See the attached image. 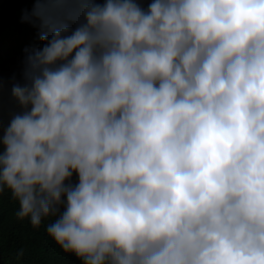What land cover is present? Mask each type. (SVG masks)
Listing matches in <instances>:
<instances>
[{"label": "clouds", "instance_id": "clouds-1", "mask_svg": "<svg viewBox=\"0 0 264 264\" xmlns=\"http://www.w3.org/2000/svg\"><path fill=\"white\" fill-rule=\"evenodd\" d=\"M43 3L0 121L17 219L81 264H264V0Z\"/></svg>", "mask_w": 264, "mask_h": 264}, {"label": "trees", "instance_id": "trees-1", "mask_svg": "<svg viewBox=\"0 0 264 264\" xmlns=\"http://www.w3.org/2000/svg\"><path fill=\"white\" fill-rule=\"evenodd\" d=\"M138 2L147 9L151 0ZM40 6L47 5L43 0H0V121L4 127L20 111L11 89L16 83H25L26 58L46 43L40 37L47 29L34 15ZM76 181L74 174L72 182ZM18 208L8 190L0 194V264H81L75 254L65 253L48 235L46 226L54 218L33 228L27 219H17ZM5 210L12 214V221L6 220Z\"/></svg>", "mask_w": 264, "mask_h": 264}, {"label": "rangeland", "instance_id": "rangeland-1", "mask_svg": "<svg viewBox=\"0 0 264 264\" xmlns=\"http://www.w3.org/2000/svg\"><path fill=\"white\" fill-rule=\"evenodd\" d=\"M1 210V209H0ZM4 215L7 218L6 220L12 221L13 217L12 214L9 213L7 210L4 211ZM11 223V222H10Z\"/></svg>", "mask_w": 264, "mask_h": 264}]
</instances>
